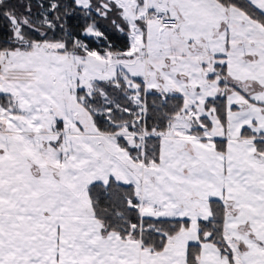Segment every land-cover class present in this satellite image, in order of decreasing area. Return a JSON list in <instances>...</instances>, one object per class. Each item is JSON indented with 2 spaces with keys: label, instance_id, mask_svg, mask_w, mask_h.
Segmentation results:
<instances>
[{
  "label": "snow or ice",
  "instance_id": "1",
  "mask_svg": "<svg viewBox=\"0 0 264 264\" xmlns=\"http://www.w3.org/2000/svg\"><path fill=\"white\" fill-rule=\"evenodd\" d=\"M0 264H264V0H0Z\"/></svg>",
  "mask_w": 264,
  "mask_h": 264
}]
</instances>
